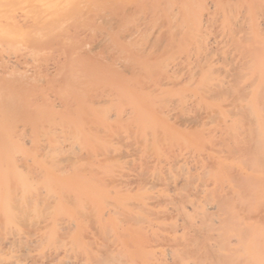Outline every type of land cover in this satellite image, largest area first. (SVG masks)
<instances>
[{"label": "rangeland", "instance_id": "obj_1", "mask_svg": "<svg viewBox=\"0 0 264 264\" xmlns=\"http://www.w3.org/2000/svg\"><path fill=\"white\" fill-rule=\"evenodd\" d=\"M261 59L264 0H0V160L94 176L125 212L164 214L138 227L150 256L124 264H264ZM134 105L155 128H136ZM87 113L80 141H50L63 137L52 120ZM36 246H21L24 263L59 251Z\"/></svg>", "mask_w": 264, "mask_h": 264}, {"label": "bare ground", "instance_id": "obj_2", "mask_svg": "<svg viewBox=\"0 0 264 264\" xmlns=\"http://www.w3.org/2000/svg\"><path fill=\"white\" fill-rule=\"evenodd\" d=\"M252 38L255 40L257 37L252 36ZM259 59L256 58V60ZM263 63L264 59L254 63L253 73L250 72L249 74L252 79H254L256 72H258V78L259 74L261 76V72L264 71ZM256 64L262 67L258 68ZM158 89H150L149 93H158ZM145 92L147 93V91ZM127 97L131 99L129 94H127ZM140 99H143L144 102L150 101V98H148V95H144V92L143 94L141 92ZM132 110L137 115L136 128H155V122L147 114H144L140 105H134ZM89 115H92V113ZM89 115L88 113L87 115H79L74 123L73 121L70 122L69 119L68 121L65 120L67 118H59L58 121L52 120V124L60 126L59 130L63 133V137L61 136L62 139L57 140L52 138L50 141L60 142L62 140L72 143L80 141L82 131L85 128L90 129L89 126L93 125L94 118L90 117L88 119ZM52 130L55 131L56 128ZM89 137L93 141H98V136H93V134L90 136L89 134ZM101 183V179L94 176H80L75 172L73 175L64 178L55 176L52 173L33 174L27 164L18 165L9 158L0 160V264H26V262L24 263L26 257H22L23 253L25 254V249L21 247L26 242L33 246L36 244V249L49 247L59 250L54 253L51 251L53 254L50 252L51 255L47 256L48 259L46 258L47 260L44 263L40 260L43 264H57L62 256L71 257L74 260L73 262L68 259L72 264H124L122 263L124 260L132 263V258L135 255H148L149 246V248L145 247L143 251L136 244L140 242L138 241L139 235H142L140 237L142 241L146 237L138 227L146 224L145 231L146 229L158 228L161 226L162 221L166 220V217L160 212L157 213L158 210L151 211L152 213L155 212L156 218L147 216L148 209L140 212H125L124 207H122L123 203L117 196L111 202L107 200L109 193L103 191ZM113 183L115 184L116 181H113ZM117 191L114 190V196ZM40 197H43L46 201L41 200ZM104 203L110 204L112 208H103L102 204ZM44 211L49 215V218L51 217L49 222L41 221V215ZM162 213L164 212L162 211ZM186 214V212L178 213L179 216L184 218L187 216ZM199 214L203 217L205 213L199 212ZM126 219L133 220L132 224H126L125 222L123 224ZM57 220L60 221L59 224L64 223L63 226H59L61 228L57 227ZM200 222L202 221L200 220ZM90 226L98 235L105 236L104 238H106V235H110L109 237L112 236L119 240L116 241L117 244L112 242L116 244V248L114 246L115 251H113V248L111 252L103 248L108 252H102V249L99 250L102 245H100V248L96 246L97 249L95 250V245L98 244H95L96 241H92L95 232L88 230ZM58 228L66 229L63 236L57 233ZM30 234H37V237L33 239V236H30L32 238L29 239L28 235ZM150 237L152 236L150 235ZM109 240L107 243L111 244ZM159 241L161 240L159 239ZM131 243L133 245L129 246L128 244ZM136 246L138 247L136 248ZM36 249L34 247V250ZM27 250L29 251V249ZM32 256L35 260V255ZM32 256L31 259H33ZM36 257L38 256L36 255ZM28 258L26 259L28 260Z\"/></svg>", "mask_w": 264, "mask_h": 264}]
</instances>
